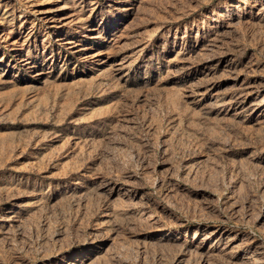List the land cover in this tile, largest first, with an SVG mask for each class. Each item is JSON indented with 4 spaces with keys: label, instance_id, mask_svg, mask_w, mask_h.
Returning a JSON list of instances; mask_svg holds the SVG:
<instances>
[{
    "label": "rangeland",
    "instance_id": "obj_1",
    "mask_svg": "<svg viewBox=\"0 0 264 264\" xmlns=\"http://www.w3.org/2000/svg\"><path fill=\"white\" fill-rule=\"evenodd\" d=\"M0 264H264V0H0Z\"/></svg>",
    "mask_w": 264,
    "mask_h": 264
}]
</instances>
